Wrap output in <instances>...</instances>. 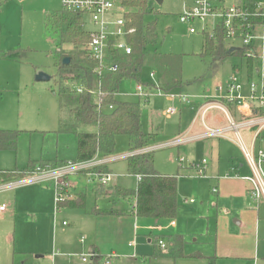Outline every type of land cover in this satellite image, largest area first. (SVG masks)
<instances>
[{
    "label": "rangeland",
    "instance_id": "obj_1",
    "mask_svg": "<svg viewBox=\"0 0 264 264\" xmlns=\"http://www.w3.org/2000/svg\"><path fill=\"white\" fill-rule=\"evenodd\" d=\"M237 1L222 0V3L228 7ZM182 4L183 0H163L161 4L151 1L153 13L144 17V23L155 20L156 40L145 52L180 55L183 90L195 97L213 94V89L225 80L234 65H241L244 78L247 72L242 48L239 53L227 55L215 62L210 56L200 55L205 35L200 30L199 22L187 24L179 20ZM61 8V0H0V51L5 53L0 54V129L20 131L15 150H0V168L17 169L16 173L20 176L13 182L0 184L1 187L13 185L0 191V202L7 205V211L12 213L0 219V264H50L48 258L53 248L65 254L57 258L56 264H94L90 257L84 263L78 256L81 252L87 253L85 244L82 246L77 240L81 235L87 238L88 223L81 220V230L74 229L71 224L73 215H67L63 209L56 215L54 185L45 180H27L31 175L30 170L41 165V161L49 162V167L55 168L65 161L48 159L68 161L76 157L75 137L55 132L60 125L59 119L64 117L58 100V58L55 53L58 34L45 22L49 13ZM190 26L198 28V32L191 33ZM83 28L87 31L93 28L88 16H83ZM254 42L259 44L258 41ZM233 43L241 46L239 39L225 42ZM64 48L69 47L64 45ZM152 71L155 78L150 77ZM40 72L48 78L36 80ZM158 80V69L144 62L136 79L125 78L120 81L119 97L138 101L133 95L137 82L155 83ZM65 84L71 88V84L76 83ZM199 100L193 99L191 104L181 107L179 112L172 115L165 112L171 103L162 89H155L147 104L141 103L142 129L146 133H156L155 141H150L148 146H159L152 149L155 168L169 175L180 174L177 212L172 219L136 218V240L137 243L145 244L147 252L134 258L122 257L119 261L114 258L111 264H185V259L173 257V248L167 239L178 233L190 239L196 238L201 246L211 247L217 215L214 206L216 195L212 192L214 184L211 178L196 177L188 162L205 159L206 174L211 177L213 170L218 169L222 173L230 168L232 156L236 159L241 156L236 146L227 139L180 141L190 140L204 130L202 118L196 115ZM176 105L180 106L179 103ZM210 112L205 113V119L220 122L221 118L211 117ZM93 130L92 126L80 128L82 132ZM128 150L129 138L126 135L117 136L115 151L111 155L117 160L111 163V168L115 173H123L116 180L117 183L133 187L136 179L126 174L123 159ZM180 157L185 160L183 164L177 161ZM29 160L36 161V164L22 170L27 167ZM101 166H96L94 170L99 168L96 171L103 172ZM75 176L72 175L70 179ZM77 181L79 186H83L82 177H78ZM94 189L102 195L111 194L114 198L121 196L114 185ZM67 190L69 192L70 189ZM91 195L89 190L88 205L92 201ZM190 199L194 202L190 203ZM98 205L109 209L114 207V202L103 197L98 200ZM126 207H130V204L126 203ZM63 220L69 224L62 225ZM118 222L113 229L119 234L129 223L128 219ZM155 234H162L164 238ZM148 237L151 238L149 244L146 243ZM161 238L166 244L165 250H161L157 244ZM104 260L105 256L101 257L98 264H104Z\"/></svg>",
    "mask_w": 264,
    "mask_h": 264
},
{
    "label": "trees",
    "instance_id": "obj_2",
    "mask_svg": "<svg viewBox=\"0 0 264 264\" xmlns=\"http://www.w3.org/2000/svg\"><path fill=\"white\" fill-rule=\"evenodd\" d=\"M151 1L120 0L121 6L125 9L124 18L127 27L134 29L125 36L132 51L129 55H124L115 51L109 44L102 65L86 50L85 46L90 38L88 31L83 28V15L80 12L61 8L46 16L45 24L58 34L55 50L58 58V100L64 117L60 118V128L57 132L75 137L76 161L89 160L96 154L102 157L111 156L115 151L116 138L119 135H126L129 138V151H136L149 145L153 136L142 130V102L119 100L116 97L120 81L125 78L136 79L144 62L158 69V82L162 90L170 91L182 83L180 55L145 52L146 46L156 40L155 20L144 23V17L153 13ZM259 1L240 0L241 6L249 13L243 25L248 23L255 26L263 22L262 17L255 13L256 4ZM204 35L201 56L206 55L212 60H221L227 55L239 53V50L227 53L225 28L214 29L215 39L207 34ZM64 45L69 48H64ZM65 58L68 59L67 62L64 61ZM111 65H116L117 69L110 70ZM66 82L78 84L82 92L76 93L66 86ZM98 103L103 106V109L97 108ZM109 106L111 109H108ZM88 126H92L94 130L80 131V128ZM19 135L18 130L0 129V150H15ZM125 160L128 173L138 175L140 179L136 189L116 187L115 190L121 192L122 198L135 200L133 214L137 217L152 219L175 218L178 174L167 175L158 172L154 167L153 151L128 154ZM35 164V161L30 160L28 168ZM40 164L51 166L49 162L41 161ZM102 167L103 172L108 171L104 166L100 168ZM18 177H20L19 173L2 171L0 184L15 181ZM84 202L83 193L76 194L74 198H69L67 194L63 201L57 203V209L60 207L83 209ZM95 213L109 214L111 212L97 210ZM160 236L164 238L163 235ZM168 237L172 244L178 247L173 255H181L183 244L181 236ZM208 264H214L213 259H210Z\"/></svg>",
    "mask_w": 264,
    "mask_h": 264
},
{
    "label": "crops",
    "instance_id": "obj_3",
    "mask_svg": "<svg viewBox=\"0 0 264 264\" xmlns=\"http://www.w3.org/2000/svg\"><path fill=\"white\" fill-rule=\"evenodd\" d=\"M239 2L240 0H238L235 4ZM190 3H191V0L189 3H187L186 0H183L182 7L183 5H188ZM215 4L219 6H225L222 3V0H215ZM229 41H232V40H229ZM151 45L152 44H148L145 50H148L150 48L149 46ZM225 45H228V46H225L227 50L231 47L237 48V49H234L233 51L240 50V46H235L234 43L225 44ZM0 54H4V53L2 52ZM212 61L213 62L219 61V59L212 60ZM248 61H251V62H248ZM258 65H259V62L255 59H245V67H246L247 74L246 76H244V78H243L242 71H241L242 70L241 65L233 66V70L229 75L235 72H238L240 74L243 95H248V92H249L248 82L250 80H258V75L256 74V69ZM253 68L255 69L254 71H253ZM229 75L225 78L223 82L219 83L217 87L219 85H224ZM217 87L213 89V94H210V95H199L195 97L189 94L192 97L191 102L195 98L200 99L199 100L200 102L198 104V108H199V106L205 101V98L216 100L215 99L217 98L216 96L220 94V93H217L216 91ZM170 91H182V92L187 93L186 91L183 90L182 83L180 87L176 89H172ZM116 97L119 100H124L119 97L118 93ZM191 102L188 104H182V103L176 102L180 104V106L177 107L178 109L177 112L180 111L181 107L188 106L189 104H191ZM147 103L148 101L142 102V104H147ZM223 104L226 106L230 116L233 117L234 120L236 121H240L244 117V115H249L253 118V117H258L260 114L261 115L264 114V109L257 108V105H258L257 102H248L249 105L246 104L243 106H238L236 104H230V103H223ZM208 111H211L210 112L211 117L215 119L220 117L221 120L218 123L211 122L210 120L207 121V119H205L206 117L204 114V116L202 117V123H203L204 130L205 128H209V127L217 128V129H225L224 130L225 135L221 137L220 136L201 137L200 134L204 131V130H201L200 132L196 133L192 139L190 140L183 139V141L181 142L183 143V142H188L192 140H201V139H209V138L227 139V141H229L230 143L236 146L241 157L239 159H236V157L232 156L230 158L231 167L228 168L227 170H224L222 173H219L218 169H216L212 171L211 177H208L207 174L205 176L206 179L211 178L214 184L212 188L216 187L217 189L216 193L213 192L216 195V201H215L214 206L217 209V215H216V220H215L216 229H214L212 241L210 242L211 247L210 245L201 246V242L197 241L196 238L190 239L189 236H185L182 233H178L175 235H180L182 238V242H183V244L181 245V255H175L173 257L185 259V264H208V261L210 259H213L214 264H264V200H258V201L253 200L248 193L249 183L243 177L248 176L250 174V168L240 150L238 142L236 141V139H234L235 136H234L233 131H230L227 129V119H226L225 114L218 109H211ZM208 111L206 112V114L208 113ZM196 115L198 116L197 110H196ZM59 128H60V125L58 129ZM58 129H56L55 131L57 134H66V133H58L57 132ZM147 134H150L153 136V139L151 141H155L156 133L147 132ZM239 135H240L241 140L247 147H252L254 150L260 148L264 151V126H262L261 128H259V126H256V125L242 127L239 130ZM75 152H76V139H75ZM129 152L131 151L128 150L127 154L123 156L124 157L123 159L125 161L126 174L136 179V183L133 187L117 183L116 180L120 178L121 176H123V173H115L113 172L111 168V165H112L111 163L117 160L116 159L117 157H113V156L102 157L99 154L95 155L99 158L107 159L106 162L102 164V166H104L107 170H109L107 172H111L115 174L113 182L109 184V185H114L115 188L121 187L123 189L131 190V189H136L137 187L138 179L136 175L128 173L127 167H126L125 158ZM120 157L122 156H119L118 158ZM51 160L66 161L64 159H58V158L48 159L47 161H51ZM71 160H76V157L75 159H71ZM189 162H188V165H189ZM262 166H264V162ZM27 168H28V165L26 168L22 170H25ZM2 171L16 172L18 170L0 168V172ZM206 172H207V168H206ZM162 174H165V173H162ZM176 174H178V179H179L180 174L178 172ZM78 177H82L84 179L83 186L78 185V181H77ZM1 184H4V183H1ZM10 186H13V185H9L6 187H10ZM98 186L99 185L95 183H87L83 173L76 174V176L72 179V186L70 187L68 196L69 198H74L76 194L83 193L85 197V202H84L85 207L83 209L70 208V207H60L59 209H57V203L55 202L56 215L58 211H60L61 209L67 212V215H70V216L73 215L74 219L71 221V224L73 225L72 227L79 231L81 230L80 229L81 220L82 221L84 220V222L86 221L88 223L89 227L86 230L87 238L81 235L77 241L80 244H82V246H84L85 244L87 253L88 252L96 253L95 257L93 258L91 257L94 264H98L99 260L103 256H105V259L110 258L109 260L111 264L114 258L119 261L122 257L123 258H134L135 256H138V254L146 253L148 248H145V244L143 242L137 243L136 236H135L136 235L135 219L140 218L133 214L135 200H132V199L127 200V199L122 198L121 196L119 198H116V197L114 198L111 194L108 196L102 195L101 193L96 192L94 189ZM6 187H3L2 189ZM2 189H0V191ZM89 190H90V193L92 194L91 195L92 201L88 205V191ZM177 190H178V182H177ZM103 197L112 199L114 202V207H110L109 209L105 207H99L98 200ZM193 202H190V203H193ZM126 203L130 204V207L127 208ZM0 204H4V203L0 202ZM7 210H8V206L6 205V210L0 213V219H5L6 217L11 216L12 213ZM97 210L98 211H110L111 213L96 214L95 211ZM118 216H121V217H118ZM122 219H128L129 224L122 233L118 234L116 231H114L113 228H115L116 224L120 223L118 221ZM221 221H222L221 226H219ZM63 222H66V221L63 220L62 225L69 224V222H66V224H63ZM157 229L159 230V228ZM149 235L151 234H148V236ZM160 235L155 234L154 236H160ZM167 239L169 240V237H167ZM146 240H147L146 242L147 244L151 242V238L149 237ZM155 240H156V237H155ZM169 242H170L171 247L173 248L172 253L174 254L176 248L178 249V247L172 244L171 239L169 240ZM54 252L56 254H54ZM82 253H86V252H81L80 254ZM62 255H65V254H62L61 252H58L57 250L53 248L48 258V260L50 261V264H56L57 258L58 257L60 258Z\"/></svg>",
    "mask_w": 264,
    "mask_h": 264
},
{
    "label": "built area",
    "instance_id": "obj_4",
    "mask_svg": "<svg viewBox=\"0 0 264 264\" xmlns=\"http://www.w3.org/2000/svg\"><path fill=\"white\" fill-rule=\"evenodd\" d=\"M155 1V0H152ZM63 8L67 10L80 12L83 16H88L93 26L89 33V42L85 46L88 54L98 61L100 65L107 55L109 44L113 49L121 54L129 55L132 51L131 46L125 40V36L133 32L132 27H127L124 18L125 9L121 6L120 0H61ZM156 2V1H155ZM255 13L260 15L263 22L259 25L252 26L248 23H242L247 20L249 13L240 3L231 6H219L215 4V0H191L188 5H183L179 15L182 23L192 24L194 21L199 22L200 30L203 34H207L210 38L215 39L214 29L223 27L226 30V41L239 39L241 41L240 49H243V56L246 59H255L259 62L256 69L258 80H250L248 82V95L242 94L241 77L238 72L229 75L224 85L216 88L218 94L214 99L205 98V101L197 109L198 116L201 118L211 109L222 111L227 119V129L233 131L240 150L250 168V174L243 178L249 183V195L253 200H264V171L262 164L264 162V151L260 148L253 149L247 147L240 138L239 130L245 126L256 125L261 128L264 126V114L258 117L244 115L240 121L234 120L230 116L226 106L223 103L236 104L243 106L248 102H257V108L264 109V0H260L255 7ZM191 33L198 32V28L189 27ZM225 41V42H226ZM254 41H258L256 44ZM116 65H111L110 70L115 71ZM252 70V68H251ZM255 69L253 68V71ZM150 77L155 78V73L150 72ZM71 89L76 93H81L82 88L78 84H71ZM161 90L159 82L141 83L137 82L134 87V93L141 102L148 101L153 91ZM166 98L171 105L167 107L165 112L172 115L178 111L176 102L188 104L191 102V96L182 91H165ZM207 97V96H206ZM220 100V101H219ZM249 105V104H248ZM98 109L103 106L98 103ZM111 109V106L108 107ZM225 129L205 128L200 134L201 137H217L224 136ZM183 141V140H180ZM159 146H147L142 149L131 151L128 154L142 151H152ZM107 159L97 156L84 161L68 160L63 162L59 167L34 166L30 170V176L27 180H45L50 181L55 187L56 203L63 201L68 194V190L72 186V175L83 171L87 183H95L99 186H108L114 180L115 174L111 172H98L96 166H100ZM179 164L184 163V158L177 159ZM189 167L195 171L196 177H205L207 162L202 159L200 162H189ZM78 172V173H77ZM139 180L140 177L136 175ZM25 180V181H27ZM24 182V181H22ZM3 187L0 186V189ZM216 187L212 188V192L216 193ZM67 193V194H64ZM193 202V199L189 200ZM6 210L5 204H0V213ZM66 224V222H63ZM157 244L161 250H165L166 244L163 239H158ZM54 254H56L54 252ZM96 253L88 252L79 255L82 262L88 261V258L95 257ZM110 258L105 259L104 264H110Z\"/></svg>",
    "mask_w": 264,
    "mask_h": 264
},
{
    "label": "water",
    "instance_id": "obj_5",
    "mask_svg": "<svg viewBox=\"0 0 264 264\" xmlns=\"http://www.w3.org/2000/svg\"><path fill=\"white\" fill-rule=\"evenodd\" d=\"M155 1H156L158 4H161L163 0H155ZM234 49H237V48H234V47L229 48V49L227 50V53H230V52L233 51ZM64 61L67 62L68 59L65 58ZM47 78H48L47 75L44 74V73H42V72L38 73V74L36 75V77H35L36 80H45V79H47Z\"/></svg>",
    "mask_w": 264,
    "mask_h": 264
}]
</instances>
